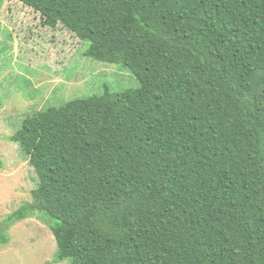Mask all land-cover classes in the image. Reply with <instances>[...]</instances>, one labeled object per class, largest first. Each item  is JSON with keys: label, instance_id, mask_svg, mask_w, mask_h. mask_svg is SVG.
<instances>
[{"label": "trees", "instance_id": "obj_1", "mask_svg": "<svg viewBox=\"0 0 264 264\" xmlns=\"http://www.w3.org/2000/svg\"><path fill=\"white\" fill-rule=\"evenodd\" d=\"M137 90L26 118L55 264H264V0H19ZM1 106V102H0Z\"/></svg>", "mask_w": 264, "mask_h": 264}, {"label": "rangeland", "instance_id": "obj_2", "mask_svg": "<svg viewBox=\"0 0 264 264\" xmlns=\"http://www.w3.org/2000/svg\"><path fill=\"white\" fill-rule=\"evenodd\" d=\"M88 49L89 42L63 25L44 27L41 14L19 0H0V233L38 188L29 158L10 139L23 121L48 107L99 96L105 88L112 93L141 88L127 67L86 57ZM50 222L37 214L10 223L0 264H55Z\"/></svg>", "mask_w": 264, "mask_h": 264}]
</instances>
